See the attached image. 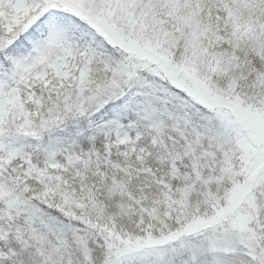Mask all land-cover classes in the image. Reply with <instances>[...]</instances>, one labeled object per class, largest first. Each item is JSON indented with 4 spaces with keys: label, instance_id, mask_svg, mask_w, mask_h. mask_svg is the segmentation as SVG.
Wrapping results in <instances>:
<instances>
[{
    "label": "snow or ice",
    "instance_id": "1",
    "mask_svg": "<svg viewBox=\"0 0 264 264\" xmlns=\"http://www.w3.org/2000/svg\"><path fill=\"white\" fill-rule=\"evenodd\" d=\"M0 264H264V0H0Z\"/></svg>",
    "mask_w": 264,
    "mask_h": 264
}]
</instances>
